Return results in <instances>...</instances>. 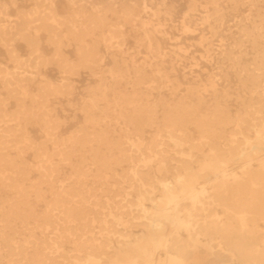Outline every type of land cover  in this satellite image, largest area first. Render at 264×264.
<instances>
[{"label":"bare ground","instance_id":"bare-ground-1","mask_svg":"<svg viewBox=\"0 0 264 264\" xmlns=\"http://www.w3.org/2000/svg\"><path fill=\"white\" fill-rule=\"evenodd\" d=\"M24 2L0 0V264H264V0Z\"/></svg>","mask_w":264,"mask_h":264},{"label":"rangeland","instance_id":"rangeland-1","mask_svg":"<svg viewBox=\"0 0 264 264\" xmlns=\"http://www.w3.org/2000/svg\"><path fill=\"white\" fill-rule=\"evenodd\" d=\"M18 2H21V0H17ZM25 2V7L26 8H29V7H31L32 6V4H33V2H34V0H24ZM23 2V1H22ZM58 3L62 6V9H66V7L61 3V2H59L58 1ZM70 47L69 46H67L66 47V50H70L69 49ZM2 47L0 46V58H2V56H3V53H2ZM20 50H21V52L23 51V48H21L20 47ZM186 69H188V67L186 68ZM56 75H57V73H56V71L55 70H52V69H48L47 70V76L49 77V78H51V79H55L56 78ZM89 80H91L90 79V77L87 75V73L86 72H81V74H80V76H78L77 78H76V80L74 81V84H75V86H76V89H75V91H74V93H73V95H72V98L73 99H76V98H78L79 97V95H80V93L82 92V90H83V88H85V85L87 84V82L89 81ZM74 101V100H73ZM72 102V101H71ZM60 108H58L56 111H57V113L60 115V116H62V118H63V127H62V131L63 132H66V131H64V130H67V129H71V125H73V122L75 123H79L80 122V117H79V115H75L76 117L73 119V118H71V116L73 115V112L69 109V107H68V104H66V102H62L61 104H59L58 105ZM61 107H62V109H61ZM31 133H32V135H34V136H36L37 137V135H38V133H39V127H32V131H31ZM32 158H31V156H27V160H31ZM206 252V249H203L202 251H200L198 254L199 255H202V253H205Z\"/></svg>","mask_w":264,"mask_h":264}]
</instances>
